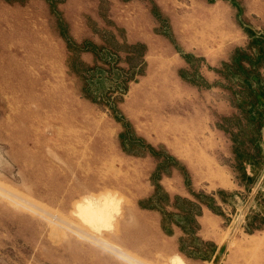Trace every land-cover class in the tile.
<instances>
[{
  "label": "rangeland",
  "instance_id": "obj_1",
  "mask_svg": "<svg viewBox=\"0 0 264 264\" xmlns=\"http://www.w3.org/2000/svg\"><path fill=\"white\" fill-rule=\"evenodd\" d=\"M187 193L264 264V0H0V264H201Z\"/></svg>",
  "mask_w": 264,
  "mask_h": 264
},
{
  "label": "crops",
  "instance_id": "obj_2",
  "mask_svg": "<svg viewBox=\"0 0 264 264\" xmlns=\"http://www.w3.org/2000/svg\"><path fill=\"white\" fill-rule=\"evenodd\" d=\"M184 196L185 208H172L175 213L170 214L168 220H165L166 217L164 216L166 215L163 214L164 218L160 217V227L162 231L171 232L170 235L168 234V238L175 237L177 241H180L176 245L177 252L182 251L189 257V261L204 264L212 259L217 249V243H212L210 237L211 224L217 225L221 220L220 215L226 217L231 215L232 212L237 214L239 212L237 204L241 201V196L236 194L226 196L225 193L211 195L214 207H210L207 201L194 198L191 193Z\"/></svg>",
  "mask_w": 264,
  "mask_h": 264
},
{
  "label": "bare ground",
  "instance_id": "obj_3",
  "mask_svg": "<svg viewBox=\"0 0 264 264\" xmlns=\"http://www.w3.org/2000/svg\"><path fill=\"white\" fill-rule=\"evenodd\" d=\"M93 204H95V206L97 207L98 205H102V201H96V202H93Z\"/></svg>",
  "mask_w": 264,
  "mask_h": 264
},
{
  "label": "water",
  "instance_id": "obj_4",
  "mask_svg": "<svg viewBox=\"0 0 264 264\" xmlns=\"http://www.w3.org/2000/svg\"><path fill=\"white\" fill-rule=\"evenodd\" d=\"M218 260H219V259H218ZM217 262H218V261H217ZM217 262H216V260H215V261H214V264H216Z\"/></svg>",
  "mask_w": 264,
  "mask_h": 264
}]
</instances>
